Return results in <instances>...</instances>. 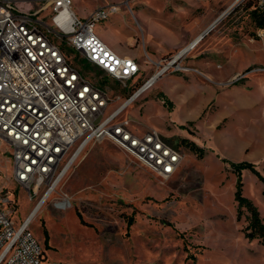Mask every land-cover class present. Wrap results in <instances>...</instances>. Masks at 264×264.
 I'll use <instances>...</instances> for the list:
<instances>
[{
  "label": "rangeland",
  "instance_id": "obj_1",
  "mask_svg": "<svg viewBox=\"0 0 264 264\" xmlns=\"http://www.w3.org/2000/svg\"><path fill=\"white\" fill-rule=\"evenodd\" d=\"M234 1L72 0L73 11L83 18L98 8L119 7L98 24L96 33L116 53L114 46L127 52L119 55L141 63L140 78L169 68L125 115L139 131L154 130L175 141L192 138L195 143L179 139L178 146L194 156L191 162L185 156L177 173L181 179L172 184V179L161 183L109 140L88 147L31 227L42 243L43 229L48 232L49 260L264 264L263 239L250 235L252 212L236 200L240 180L243 196L264 223V181L241 167L251 163L264 177V27L258 26L263 15L252 2ZM222 14L215 29L207 32ZM202 32L207 34L197 49L170 66ZM178 46L182 50L155 56ZM145 51L155 64L146 63ZM178 64L188 70H175ZM187 98L195 103L193 110L186 107ZM163 128H172V133L165 135ZM0 150L8 155L10 148L0 140ZM4 170L12 176L6 160ZM143 175L173 191L163 199L147 193L146 186L141 187ZM4 181L9 184L10 178ZM9 188L20 224L43 193L31 195L14 184ZM64 199L71 206L57 208L55 203Z\"/></svg>",
  "mask_w": 264,
  "mask_h": 264
},
{
  "label": "built area",
  "instance_id": "obj_2",
  "mask_svg": "<svg viewBox=\"0 0 264 264\" xmlns=\"http://www.w3.org/2000/svg\"><path fill=\"white\" fill-rule=\"evenodd\" d=\"M235 1L252 2L264 13V0ZM37 2L42 6L34 7ZM118 11L110 5L83 18L72 0H0V140L10 148L8 155L0 150V183L8 177L10 185L31 195L45 194L60 185L88 147L105 140L161 183L179 171L186 156L182 148L154 130L139 131L125 115L169 68L144 80L136 58L102 41L96 27ZM144 54L147 64H155ZM175 70L188 69L178 64ZM4 160L12 166L11 177ZM9 184H0V264H77L48 259L31 229L37 215L31 211L20 224L15 219ZM55 206L67 209L71 202Z\"/></svg>",
  "mask_w": 264,
  "mask_h": 264
},
{
  "label": "crops",
  "instance_id": "obj_3",
  "mask_svg": "<svg viewBox=\"0 0 264 264\" xmlns=\"http://www.w3.org/2000/svg\"><path fill=\"white\" fill-rule=\"evenodd\" d=\"M183 46H178V47H174L172 48L171 50H167V51H164L160 54H157L156 53V57H160L162 55H164L165 53H168L169 51H176V50H180ZM186 47V46H185ZM115 50L121 54V55H125L127 54V52H125L121 47L119 46H114ZM184 49V48H183ZM182 50V49H181ZM192 52V50L190 51ZM189 52V53H190ZM185 104H186V107H188L189 110H193L194 107H195V103L193 102L192 98H187L185 100ZM188 121V120H187ZM186 121V122H187ZM148 129V128H147ZM164 129V132H165V135L168 136V134L172 133V128H163ZM149 130V129H148ZM179 139L181 140H185L187 144H190V143H195L192 138H186V137H180ZM178 141H175V140H172V139H168L169 142L175 144V145H179V140ZM193 156H194V153L192 151H190L188 149L187 153H186V159H187V162H191L193 160ZM178 173V172H177ZM177 173L171 178L172 180V184L175 183L176 181H178L179 179H181L179 176H177ZM141 187L142 186H146V189L148 190L147 193H152L153 195H156L158 196L159 198H165L166 195L170 192V191H173V189H170V188H164V187H161L159 185V183L157 184L156 180L155 179H151L149 176L147 175H143L141 177ZM145 184H144V183Z\"/></svg>",
  "mask_w": 264,
  "mask_h": 264
},
{
  "label": "trees",
  "instance_id": "obj_4",
  "mask_svg": "<svg viewBox=\"0 0 264 264\" xmlns=\"http://www.w3.org/2000/svg\"><path fill=\"white\" fill-rule=\"evenodd\" d=\"M258 11L263 15V18L260 21H258V26L260 28H263L264 27V13L260 10H258ZM241 167H242V169L251 170L262 181H264V177L260 174V172H258L256 170V168L254 167L253 164L244 162L241 164ZM263 196H264V192H263ZM236 200L239 202L240 206H245L252 212L253 218H252V223L250 224L249 228H251L254 232H252L250 235H252V236L258 235L259 237H261V239H263V243H264V223L261 220V218L259 216V212L257 211L256 207L253 205V203L248 198L243 196L242 182L240 180H239L238 185H237ZM43 235H44V246H45V248L46 247L48 248L49 242H50V236L45 229H43Z\"/></svg>",
  "mask_w": 264,
  "mask_h": 264
},
{
  "label": "bare ground",
  "instance_id": "obj_5",
  "mask_svg": "<svg viewBox=\"0 0 264 264\" xmlns=\"http://www.w3.org/2000/svg\"><path fill=\"white\" fill-rule=\"evenodd\" d=\"M235 5L238 4V2L234 1ZM234 5V4H233ZM232 5V6H233ZM234 5V6H235ZM233 6V7H234ZM229 9V8H228ZM227 13V11L224 13V15ZM223 14L221 17H219L217 20H215L207 29L208 31H211L213 29H215L216 25L219 23V21L222 19ZM207 32H202L199 33L186 47H184V49L182 51H180L177 54V57L175 58V60L180 59L182 56L186 55L187 53H189L191 50L194 51L195 49H197V47L200 45L201 41L203 40V37L207 34ZM168 68L165 67V69H163L162 71L167 70ZM157 82V81H156ZM156 82H154L151 86H154L156 84ZM58 187V184H55L52 186V189L49 190L47 193H43V196L39 199V201L37 202L35 209L32 211V215L35 216L37 213H39V211L42 209V207L44 206V204L46 203V201L48 200V198L52 195V193L56 190V188Z\"/></svg>",
  "mask_w": 264,
  "mask_h": 264
},
{
  "label": "water",
  "instance_id": "obj_6",
  "mask_svg": "<svg viewBox=\"0 0 264 264\" xmlns=\"http://www.w3.org/2000/svg\"><path fill=\"white\" fill-rule=\"evenodd\" d=\"M4 1H10V2H13V1H16V0H4ZM164 72V71H163Z\"/></svg>",
  "mask_w": 264,
  "mask_h": 264
}]
</instances>
